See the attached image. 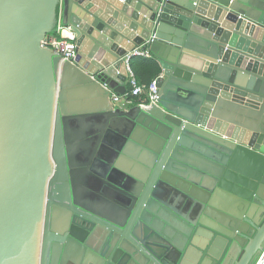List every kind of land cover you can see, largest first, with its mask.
I'll return each mask as SVG.
<instances>
[{
  "label": "water",
  "instance_id": "1",
  "mask_svg": "<svg viewBox=\"0 0 264 264\" xmlns=\"http://www.w3.org/2000/svg\"><path fill=\"white\" fill-rule=\"evenodd\" d=\"M135 49L157 99L119 106ZM263 227L264 0H0V264H244Z\"/></svg>",
  "mask_w": 264,
  "mask_h": 264
},
{
  "label": "built area",
  "instance_id": "2",
  "mask_svg": "<svg viewBox=\"0 0 264 264\" xmlns=\"http://www.w3.org/2000/svg\"><path fill=\"white\" fill-rule=\"evenodd\" d=\"M74 40V34L70 31L69 28L62 25L60 19H58L55 28L53 29L52 33L46 37V41L43 43V46L51 49L54 53H57L61 57L62 61H72L75 57ZM130 54L133 57L148 59H152L153 57L149 50L142 51L140 49H135ZM126 71L128 74V87L130 89L129 96L133 98H139L140 96L145 94L146 99L141 102H155L157 99V88L155 86V80L152 81L151 85L148 88L139 85L133 73L130 71L128 59H126ZM125 97L127 98V94H125L124 96L112 94L111 101L112 103L117 104L119 100ZM126 102L130 103L131 101L127 99ZM254 264H264V248L261 250Z\"/></svg>",
  "mask_w": 264,
  "mask_h": 264
},
{
  "label": "trees",
  "instance_id": "3",
  "mask_svg": "<svg viewBox=\"0 0 264 264\" xmlns=\"http://www.w3.org/2000/svg\"><path fill=\"white\" fill-rule=\"evenodd\" d=\"M129 68L136 78L139 85L148 88L152 81L156 79V77L160 73V68L157 62L151 58H141V57H133L129 60ZM130 89L127 90V99L131 102H141L146 99V95L143 94L139 98H133L129 96Z\"/></svg>",
  "mask_w": 264,
  "mask_h": 264
},
{
  "label": "flooded vegetation",
  "instance_id": "4",
  "mask_svg": "<svg viewBox=\"0 0 264 264\" xmlns=\"http://www.w3.org/2000/svg\"><path fill=\"white\" fill-rule=\"evenodd\" d=\"M245 239H248L250 242H249V251L248 254L246 255L244 264H254L257 251L264 244V227L263 229L261 228V231L255 240H253V238L249 239V237H245Z\"/></svg>",
  "mask_w": 264,
  "mask_h": 264
},
{
  "label": "crops",
  "instance_id": "5",
  "mask_svg": "<svg viewBox=\"0 0 264 264\" xmlns=\"http://www.w3.org/2000/svg\"><path fill=\"white\" fill-rule=\"evenodd\" d=\"M152 59H154L153 57H152ZM155 60V59H154ZM158 64V63H157ZM128 86H127V90H128ZM127 101V98L125 97V98H123V99H121V100H119L118 102H117V104L116 105H119V106H122V105H127L129 102H126Z\"/></svg>",
  "mask_w": 264,
  "mask_h": 264
}]
</instances>
